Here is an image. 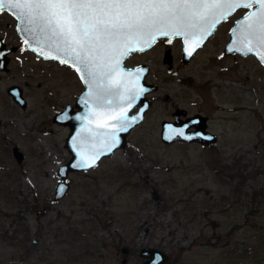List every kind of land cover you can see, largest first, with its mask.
<instances>
[{
  "label": "rangeland",
  "instance_id": "rangeland-1",
  "mask_svg": "<svg viewBox=\"0 0 264 264\" xmlns=\"http://www.w3.org/2000/svg\"><path fill=\"white\" fill-rule=\"evenodd\" d=\"M246 10L221 22L191 61L182 60L179 39L126 58L150 65L151 107L125 146L69 171L58 199L69 127L52 117L83 85L68 64L36 57L16 19L0 12V37L15 46L0 71V264H143L149 247L165 255L159 264L264 261V65L253 54L224 53ZM11 84L21 87L24 106L7 91ZM174 103L207 114L217 141L163 142L160 121ZM235 162L241 171L249 163L246 174Z\"/></svg>",
  "mask_w": 264,
  "mask_h": 264
},
{
  "label": "snow or ice",
  "instance_id": "snow-or-ice-1",
  "mask_svg": "<svg viewBox=\"0 0 264 264\" xmlns=\"http://www.w3.org/2000/svg\"><path fill=\"white\" fill-rule=\"evenodd\" d=\"M247 12L232 29L229 52H256L264 61V0H0L18 20L24 43L46 59L70 64L87 87L82 103L88 109L81 127L76 167L95 163L101 149L111 151L118 133L137 121L129 117L145 89L143 69L122 67L132 52H143L158 38H181L191 55L216 26L237 9ZM0 58H6L0 50ZM168 139L186 135L169 126ZM86 134V135H84Z\"/></svg>",
  "mask_w": 264,
  "mask_h": 264
},
{
  "label": "water",
  "instance_id": "water-1",
  "mask_svg": "<svg viewBox=\"0 0 264 264\" xmlns=\"http://www.w3.org/2000/svg\"><path fill=\"white\" fill-rule=\"evenodd\" d=\"M254 10L255 9H247L243 14H241L240 16H238L235 19V21L231 27V30H230L229 39L227 40L225 47H224V53L225 54L235 53V52H229L228 51V48L232 47V41L234 39L233 34H232V29L235 27H238V21L242 20L244 15L247 14V12L254 11ZM6 11L9 12L8 10H6ZM9 13L11 14V12H9ZM231 14H233V13H231ZM221 22H223V21H221ZM217 26H216V28H217ZM18 27H19V22L16 19V31L24 41L25 34L19 32ZM215 29L213 30V32L215 31ZM213 32H212V34H213ZM209 37H207V39L204 40L203 44L200 47L196 48L195 51H193L191 55H188V52L185 50L188 46H186L183 43V40L181 39V41H182L181 52H182L183 60L186 62L189 61L192 58V56L195 54V52L205 44V42L208 40ZM173 38H175V37H173ZM25 46H26V48L31 49L32 51H33V48L36 47L35 44H32L31 47H29L26 44H25ZM14 49H15V46H11V47L7 46L5 41L2 39V37H0V50H2L6 55V58H0V71L4 72V71L8 70L9 53L11 51H13ZM147 49H149V48H146V50ZM33 52L35 53L36 57L45 58L44 56L40 55L38 52H36V51H33ZM236 53H239L241 55L253 54L257 57V59L261 62V64L264 65V61H262L260 59V57L256 54L255 51L251 52V53H246V52H236ZM125 59H124V61H125ZM163 60L168 67H171V65H172V54H171L170 48H167L164 51ZM124 61L122 63V67L125 69L135 70L137 68H140V69L144 70L140 76L139 83L145 89V91L140 95V97L137 99V101L133 104V106L138 105L137 110L133 113H129V110H130V108H129L128 113H127L129 117L136 116L137 121L135 123L131 124V126L127 129V131H123V132L118 133V143L114 147H112L111 151L101 149L100 155L97 157L94 164H91L88 167H76V166H74L81 159L80 155L78 154L79 150H80V148H79L80 142L84 138V136L81 135V127L84 126V124L86 123L85 121L76 119V117H78V116L84 117L88 114V109L82 103L83 98L87 92V87L83 83L82 80L81 81L84 85V88L77 95L76 101H75V105L78 106V109L73 111L72 110L73 106L68 103V104H65L61 109L56 111L55 114L53 115V117H52L53 121L69 125V127H70L69 133L65 139V146L67 147L68 151L70 152V158L64 164L60 165L58 170H57L59 178H58V182H57V185L55 187V190H54V198L55 199L62 197L66 193V191L69 187V184L65 180V178H66L69 171L91 168L95 164H97V162L103 156H108V155L112 154L114 152V150H116L117 148L125 146L126 137H127L129 130L131 128H133L134 126H136L137 124H139L143 120L145 112L151 107V100L148 98L147 94L149 92L156 90L157 85H156V83L148 82L145 78L149 72L150 65L148 63H145V62H140L134 66H127V65H124ZM70 66H72V65H70ZM77 74L80 78V74L78 72H77ZM0 79H1V74H0ZM7 91L13 96V98L21 106L25 105V99L22 95V89L19 85L11 84L7 87ZM181 111L185 112V109L179 108L175 112V118L176 119L178 118ZM203 118H205V117L202 114L196 113L192 116H188L184 119H181L180 120L182 122L181 125H174L175 121L163 120L162 121V128L160 131V138L163 142H166V143H172L176 140L184 141V142L196 141V142H199L203 145L215 143L217 141L216 135L214 133L209 132L207 129H205V123H203L202 120L200 121V119H203ZM193 124H196L197 128L195 130H189L188 127L192 126ZM169 126H171L172 128H176V129L183 127L185 129L186 135L193 134L192 139H185L184 137H181V136H174L171 139L166 138L169 135V133H168ZM84 135H86V134H84ZM13 153L18 159H22L23 154L21 153V151L18 150L17 146L13 147ZM45 210H46L45 207H43L42 209H37V213L38 214L44 213ZM141 254L149 257V259L146 260L145 262H143V264H159L161 261H163L165 259V255L155 247L143 248L141 251ZM251 264H264V261H257V262L251 263Z\"/></svg>",
  "mask_w": 264,
  "mask_h": 264
},
{
  "label": "flooded vegetation",
  "instance_id": "flooded-vegetation-1",
  "mask_svg": "<svg viewBox=\"0 0 264 264\" xmlns=\"http://www.w3.org/2000/svg\"><path fill=\"white\" fill-rule=\"evenodd\" d=\"M222 23H220L218 26H217V28L215 29V31L213 32V34L216 32V30L218 29V27L221 25ZM176 39H179V40H181V38H172L171 39V41L172 40H176ZM166 41L167 42V38H158L157 39V41H156V43H155V45L159 42V41ZM154 46V45H153ZM181 47H182V42H181ZM151 48V47H150ZM149 48V49H150ZM167 48H170L169 46H166L165 47V50L167 49ZM149 49H147V50H149ZM180 50H181V48H180ZM146 51V50H145ZM197 52V51H196ZM195 52V53H196ZM181 54H182V52H181ZM195 56V54L192 56V57H194ZM192 59V58H191ZM191 59H190V61H191ZM182 60H183V58H182ZM169 68V67H168ZM74 69V68H73ZM151 73V68H149V72H148V74L146 75V80L147 81H149L148 79H147V77H148V75ZM79 77V76H78ZM80 79V78H79ZM81 81V80H80ZM150 82V81H149ZM82 83V82H81ZM82 85H83V83H82ZM83 88H84V85H83ZM82 88V89H83ZM81 89V90H82ZM81 90H80V92H81ZM79 92V93H80ZM79 93H77V95L79 94ZM153 94H154V92H150V93H148L147 94V96H148V98L149 99H151V101L153 100V98H154V96H153ZM77 95L75 96V98H74V100H73V102L72 103H69V104H71L72 106H73V108H72V110L74 111V110H77L78 109V106H76L75 105V101H76V97H77ZM172 97L168 94V93H166L165 95H164V99H166L167 101H170V103H172L173 104V100L171 99ZM137 108H138V105H135V106H133L132 108H130V110H129V113H133V112H135L136 110H137ZM179 108H183V109H185V112H180V114H179V116H178V118L176 119L175 118V112L179 109ZM148 111V110H147ZM147 111L145 112V114H144V117H145V115H146V113H147ZM196 113H200V114H202L205 118H203V119H200V121L202 120V122L203 123H205V129H207L209 132H211V133H214L215 135H216V138H218V136H217V133L215 132V131H213L211 128H210V126H209V120H210V117L207 115V114H203V113H201V112H198V111H196V112H190L187 108H184V107H182V106H180L179 104H176V103H174V105L172 106V110L170 111V116L168 117V118H163L161 121H160V127L162 128V121L163 120H170V121H175V123H174V125H181L182 124V122L180 121L181 119H184V118H186V117H188V116H192V115H194V114H196ZM144 119V118H143ZM68 127H69V125H68ZM135 127V126H134ZM133 127V128H134ZM197 127H196V124H193L192 126H189L188 127V129L189 130H195ZM69 130H70V127H69ZM130 130H132V128L130 129ZM130 130H129V132H130ZM160 131H161V129H160ZM128 132V133H129ZM128 135V134H127ZM194 142H196V141H194ZM199 143V142H198ZM206 146H208V145H206Z\"/></svg>",
  "mask_w": 264,
  "mask_h": 264
},
{
  "label": "trees",
  "instance_id": "trees-1",
  "mask_svg": "<svg viewBox=\"0 0 264 264\" xmlns=\"http://www.w3.org/2000/svg\"><path fill=\"white\" fill-rule=\"evenodd\" d=\"M234 164H236L235 166H236V168L238 167V170H237V172H244L245 174H246V169H247V166H248V164L249 163H244L243 164V171H241V168L238 166V164H237V162H235ZM231 166V163H228L227 164V167H230ZM234 167V166H233ZM239 176H240V174L239 173H237ZM231 176H233V175H231Z\"/></svg>",
  "mask_w": 264,
  "mask_h": 264
},
{
  "label": "bare ground",
  "instance_id": "bare-ground-1",
  "mask_svg": "<svg viewBox=\"0 0 264 264\" xmlns=\"http://www.w3.org/2000/svg\"><path fill=\"white\" fill-rule=\"evenodd\" d=\"M147 222V220L146 221H144V223H146Z\"/></svg>",
  "mask_w": 264,
  "mask_h": 264
}]
</instances>
